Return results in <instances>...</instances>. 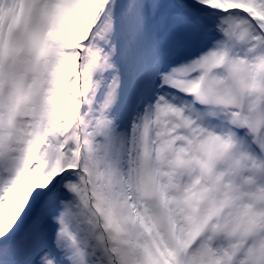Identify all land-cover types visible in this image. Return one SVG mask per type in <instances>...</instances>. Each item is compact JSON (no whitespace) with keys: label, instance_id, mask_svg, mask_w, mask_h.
Wrapping results in <instances>:
<instances>
[{"label":"snow or ice","instance_id":"1","mask_svg":"<svg viewBox=\"0 0 264 264\" xmlns=\"http://www.w3.org/2000/svg\"><path fill=\"white\" fill-rule=\"evenodd\" d=\"M0 264H264V0H0Z\"/></svg>","mask_w":264,"mask_h":264}]
</instances>
